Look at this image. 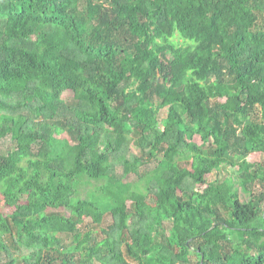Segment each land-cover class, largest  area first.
<instances>
[{
	"label": "trees",
	"instance_id": "trees-1",
	"mask_svg": "<svg viewBox=\"0 0 264 264\" xmlns=\"http://www.w3.org/2000/svg\"><path fill=\"white\" fill-rule=\"evenodd\" d=\"M254 153L264 0H0V264H264Z\"/></svg>",
	"mask_w": 264,
	"mask_h": 264
},
{
	"label": "rangeland",
	"instance_id": "rangeland-1",
	"mask_svg": "<svg viewBox=\"0 0 264 264\" xmlns=\"http://www.w3.org/2000/svg\"><path fill=\"white\" fill-rule=\"evenodd\" d=\"M177 41H180L181 43H184V40L183 39H180L179 37L175 38ZM74 96V92L71 91V90H67L64 92L63 94V97L67 100H70L72 99ZM220 101H224L225 98H219ZM166 116V113L162 110L160 112V117H165ZM58 138H65L67 137V134H62V135H58L57 136ZM194 141L197 142L198 144L201 143V138L199 136H195L194 138ZM132 150L135 151V152H138L139 151V148L138 146L133 143L132 145ZM249 159L251 161H259V162H263L264 161V154L262 153H254L252 154ZM186 164V163H185ZM223 168V167H222ZM221 168V171L218 173L217 171H214L213 173H211L209 175V179L212 180L213 178L215 177H218V176H221V178L223 177H226L228 174H236L235 171H234V168L233 167H228V168ZM136 176H132L130 178V180H137V178H135ZM201 189H203V186H199ZM240 197L241 199L244 201V202H248L251 198V195L250 194H245L243 191L240 192ZM23 200H26V199H23ZM2 212L5 213V214H10L13 212L14 208H11V207H2L1 208ZM110 217L109 216H106V219H105V222H103L102 224H94L91 219H88V218H85L84 219V222L81 224V227L87 231L89 229H93L94 231L98 233H100V229L103 227H107L108 223H110ZM101 234V233H100ZM67 237L65 236V239ZM67 243L70 242V240H66Z\"/></svg>",
	"mask_w": 264,
	"mask_h": 264
}]
</instances>
